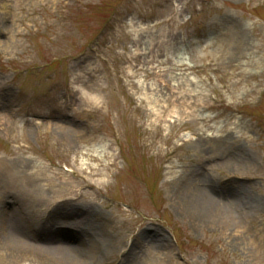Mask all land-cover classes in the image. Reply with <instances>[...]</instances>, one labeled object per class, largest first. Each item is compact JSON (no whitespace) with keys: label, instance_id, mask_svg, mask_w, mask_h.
Here are the masks:
<instances>
[{"label":"rangeland","instance_id":"1","mask_svg":"<svg viewBox=\"0 0 264 264\" xmlns=\"http://www.w3.org/2000/svg\"><path fill=\"white\" fill-rule=\"evenodd\" d=\"M2 214L0 264H264V0H0Z\"/></svg>","mask_w":264,"mask_h":264},{"label":"bare ground","instance_id":"2","mask_svg":"<svg viewBox=\"0 0 264 264\" xmlns=\"http://www.w3.org/2000/svg\"><path fill=\"white\" fill-rule=\"evenodd\" d=\"M182 65H184V63L182 64ZM182 65H180V66H182ZM171 84H170V82L168 81L166 84H164V85H162L161 87V90L162 89H165V90H168V91H170V88H171V86H170ZM164 95H165V93H164ZM81 97H82V99H83V101L86 103V102H88V103H90L91 102V104H93V103H96L97 101H98V98L96 97V95H92L91 93H88V92H86V91H82V93H81ZM185 137H186V139H189V138H191V136L190 135H185ZM209 200H208V198H206L205 197V202H208ZM200 209V211L202 212V213H205V214H207V213H209V209H210V207L208 208V207H205V206H203L202 205V208H199ZM14 210V208H12L11 209V211H13ZM8 212H9V209H8ZM81 213L82 211L79 209V211H77V213ZM7 215V214H6ZM6 215H4V214H2V215H0V217H3L4 218V220L6 219ZM58 215H60V216H62V213L60 212V213H58ZM17 216V215H16ZM17 218L18 217H16V220H17ZM91 218V217H90ZM11 219H12V221L11 222H15V219H14V217H11ZM11 233H13V235H16V234H18L19 233V231H17V230H15V229H11ZM81 231V230H80ZM23 233V232H22ZM55 235H57V233L56 232H54L53 231V233H52V235H45V237H50V239H55ZM45 237H43V238H45ZM87 248H89V247H82V251H79L78 253L81 255V253H84L85 255H86V251H85V249H87ZM59 250H61V252L60 253H64V254H70V252L71 251H69L68 249H63V248H60ZM84 254H82V255H84ZM80 264H84V262H80Z\"/></svg>","mask_w":264,"mask_h":264}]
</instances>
